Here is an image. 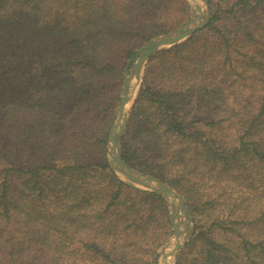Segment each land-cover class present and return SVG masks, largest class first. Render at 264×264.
Masks as SVG:
<instances>
[{"label":"trees","instance_id":"obj_1","mask_svg":"<svg viewBox=\"0 0 264 264\" xmlns=\"http://www.w3.org/2000/svg\"><path fill=\"white\" fill-rule=\"evenodd\" d=\"M206 1L209 25L148 59L122 159L193 213L177 264H264V0ZM190 14L187 0H0V264H154L170 205L110 169L107 140L137 49Z\"/></svg>","mask_w":264,"mask_h":264},{"label":"water","instance_id":"obj_2","mask_svg":"<svg viewBox=\"0 0 264 264\" xmlns=\"http://www.w3.org/2000/svg\"><path fill=\"white\" fill-rule=\"evenodd\" d=\"M190 5V18L179 29L159 35L137 49V57L124 71L123 87L119 95V107L115 122L107 140V157L110 169L123 181L145 191L164 197L170 205L172 238L166 241L155 254L154 264H176L181 250L191 241L195 233L194 215L188 208L184 197L160 179L146 175L129 167L122 159L121 140L135 104L139 87L143 81L144 69L148 59L178 45L196 32L209 25L212 19L210 5L206 0H187ZM204 4L206 9H204ZM128 106H130L128 108Z\"/></svg>","mask_w":264,"mask_h":264},{"label":"rangeland","instance_id":"obj_3","mask_svg":"<svg viewBox=\"0 0 264 264\" xmlns=\"http://www.w3.org/2000/svg\"><path fill=\"white\" fill-rule=\"evenodd\" d=\"M204 9H206V7H205V4H204ZM211 9V8H210ZM212 12V11H211ZM189 20V19H188ZM145 68H146V66H145ZM144 75H145V69H144ZM142 84V83H141ZM141 86V85H140ZM122 87H123V84H122ZM122 87H121V90H122ZM139 89H140V87H139ZM121 90H120V92H121ZM138 92H139V90H138ZM119 95H120V93H119ZM137 95H138V93H137ZM137 99V98H136ZM247 99V97L245 96V95H241V96H239L238 98L237 97H231L230 98V100H229V102L226 104V106L225 107H222L219 111H217V113L216 114H214V117H216L217 119H221V118H225V117H227V112L230 110V109H232V108H234L235 106V103H237V104H239V106H237V108H238V110L240 111V109L241 108H243V107H245V105H246V103L245 102H243V101H245ZM119 107V106H118ZM133 109V108H132ZM118 111V110H117ZM132 111V110H131ZM131 113V112H130ZM116 115H117V113H116ZM204 118H207L208 117V115L206 116H203ZM210 117H213V114H210ZM129 118H130V116H129ZM234 118V117H233ZM115 119H116V117H115ZM129 121V120H128ZM114 122H115V120H114ZM114 122H113V124H114ZM127 124H128V122H127ZM113 126V125H112ZM127 126V125H126ZM126 129V128H125ZM125 131V130H124ZM124 134V133H123ZM123 137V136H122ZM122 141V140H121ZM140 189V188H139ZM171 238H172V234H171V236L168 238V240H171ZM167 240V241H168ZM166 243V242H165ZM164 243V244H165ZM163 247V246H162ZM161 247V248H162ZM161 248L159 249V250H161ZM158 250V251H159ZM176 264H177V260H176Z\"/></svg>","mask_w":264,"mask_h":264},{"label":"bare ground","instance_id":"obj_4","mask_svg":"<svg viewBox=\"0 0 264 264\" xmlns=\"http://www.w3.org/2000/svg\"><path fill=\"white\" fill-rule=\"evenodd\" d=\"M130 106H128V108H129Z\"/></svg>","mask_w":264,"mask_h":264}]
</instances>
